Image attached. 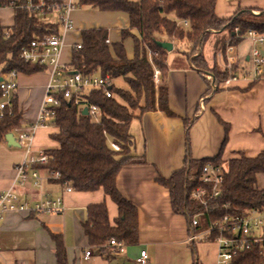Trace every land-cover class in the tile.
Wrapping results in <instances>:
<instances>
[{"label": "trees", "instance_id": "16d2710c", "mask_svg": "<svg viewBox=\"0 0 264 264\" xmlns=\"http://www.w3.org/2000/svg\"><path fill=\"white\" fill-rule=\"evenodd\" d=\"M29 1L37 6L41 2L55 0H0V9L15 11L14 26L10 29L0 27V79L16 72L23 75L40 74L45 67L26 64L20 56L21 51L34 40L55 36L58 24L45 23L43 19L31 14L26 6ZM217 0H77L75 9H93L99 12H121L129 16L131 28L122 33V37L133 38L135 58L127 59L122 43L113 46V54L107 44L108 33L105 30H88L82 34L81 50L73 53L72 66L84 76H109L112 86L108 89L91 90L80 96L81 106L95 105L99 116L83 115L84 109L64 103L53 110L49 127L57 133L51 136L55 149L48 150L50 163L45 167L34 166L36 170L60 174L61 184L75 191L92 193L103 190L118 207L119 217L115 226L109 221L108 207L92 205L86 214L83 225L84 234L91 248L103 253L108 251L111 240L115 239L127 248L138 247L140 242L137 208L127 201L117 189L116 183L123 168L147 166L146 144L137 154L133 126L150 112L175 115L169 110L167 67L168 55L161 49L163 43L174 46L173 53L185 56L195 67L209 88L213 89L229 77V71L223 67L210 68L203 56V49L212 34L227 33L232 46H238L240 38L249 31L264 33V14L252 15L250 12H238L229 20H219L216 16ZM188 27L184 28L183 24ZM238 33L235 30L238 29ZM8 32L9 39L4 33ZM134 32V33H133ZM223 47L225 51L226 43ZM150 58L161 71L160 80L154 82V70ZM225 63V59L221 64ZM209 75L212 79H209ZM123 81L127 86L120 88L117 83ZM106 90L111 98L106 97ZM4 92L0 87V99ZM17 97L11 96V109L0 118V143H6L8 136H14L21 129L22 114L19 111ZM197 119V118H196ZM193 122L184 120L186 127L185 142L187 152L182 171L165 179L156 181L171 195V204L175 215L185 217L195 234L207 230L214 222L229 215H244L252 207L264 210V190L257 189V178L264 175V151L258 158L240 156L237 159L223 160L222 152L212 160H193L191 158L190 132ZM225 128L227 144L229 127ZM109 143L112 145L110 146ZM118 148L119 151L115 149ZM208 164L223 166L228 173V182L222 187L219 197L208 201V208L191 198L192 192L202 187L200 179L203 168ZM210 193L211 189L206 187ZM198 226L193 228V222ZM56 243L57 264H69L64 239L52 236ZM234 264H264L257 252L240 255ZM196 264V263H195Z\"/></svg>", "mask_w": 264, "mask_h": 264}, {"label": "crops", "instance_id": "0c3cea01", "mask_svg": "<svg viewBox=\"0 0 264 264\" xmlns=\"http://www.w3.org/2000/svg\"><path fill=\"white\" fill-rule=\"evenodd\" d=\"M58 1L62 5H68L70 1L77 2ZM216 5L219 20H229L241 11L252 15L264 14V0H217ZM10 11L14 16L8 29L14 26L15 11L0 9L1 25ZM59 16L58 12L52 14L53 24L58 22ZM47 19L48 17L44 19L45 23H49L46 22ZM71 20L74 28L64 38L66 47L61 58V65L69 72L75 71L72 66L73 53L76 46L83 45L82 34L88 30L107 31V44L114 58L113 46L118 43L123 44L129 61L135 58L134 39L122 37V33L131 28L127 14L99 12L89 8L75 9L71 13ZM229 37L227 33H223L212 34L209 38L208 44L212 40H218L212 64L207 60L208 53L203 49V56L210 68L224 66L218 60V54L223 52ZM259 49L264 55V45ZM237 50L239 73L242 70H252L249 61L251 49L240 45ZM173 59H177L176 65L169 68L166 78L169 110L175 117L155 111L146 114L140 123H135L133 129L137 154H140L139 146L145 140L148 165L123 168L116 183L121 195L137 208L139 246L126 247L124 254L111 250L101 254L90 247L83 229L88 208L92 205L107 206L112 226H115L119 217L118 207L103 190L63 193L53 185L46 184L39 191L30 178L24 187H15V193L24 202L35 204L46 198L62 196L66 209L61 215L5 216L0 223V264H57L56 243L52 236L64 239L69 264H134L142 251L148 252L149 264H217L216 244L210 241H190L195 234L193 229H190L185 217L174 214L170 191L157 184L156 179L159 176L168 179L184 168L187 152L184 120H196L190 132L193 160H212L221 152L226 162L237 159L242 154L247 158H258L264 151V74L255 83L240 79L239 83L225 91L213 89L217 90L216 93L209 94L208 85L185 56L170 53L167 63ZM49 81L50 73L46 70L34 75L19 74L15 80L17 89L13 93L19 102L22 122L26 109L34 114L35 119L28 126L34 125L39 118ZM223 125L229 127L225 146L226 133ZM20 132H15V139ZM56 133L52 127L39 130L33 145L34 151L57 148L51 140V136ZM24 160L23 147L9 148L7 143H0V191L11 188L16 179V169L24 164ZM41 173L45 175V172ZM256 186L258 190H264V175L258 176ZM87 251H93L94 256L89 261H84Z\"/></svg>", "mask_w": 264, "mask_h": 264}, {"label": "built area", "instance_id": "2783aa9c", "mask_svg": "<svg viewBox=\"0 0 264 264\" xmlns=\"http://www.w3.org/2000/svg\"><path fill=\"white\" fill-rule=\"evenodd\" d=\"M26 9L31 14L36 15L38 18L46 19L50 14L58 12L60 14L57 24L58 30L55 36L45 37L41 40H34L30 45L23 48L20 56L26 64L45 67V70L50 73V81L47 84L45 97L41 110L38 115V120L31 126L28 132H20L17 134L16 142L25 149L24 164L16 169V179L11 188L0 191V223L4 217L9 214H19L32 216L44 215H61L66 207H64L63 197L55 199H43L35 204L24 202L20 196L15 193V187H24L30 178L33 180L34 187L42 191L46 184H51L60 192L73 193L74 189L68 185H62L60 174L48 173L45 175L41 171L34 169V166L45 167L50 162V157L47 151H34V141L39 130L49 128V119L53 110L59 109L64 103L71 106L82 107L87 111L88 115L93 117L99 116V109L95 105L89 107L81 106L80 96L91 90L108 89L113 84L109 76H84L77 70V74L71 75L61 65L62 52L66 47L65 36L74 28L72 24L71 13L75 10L73 3L70 1L68 5H62L58 0L51 3L41 2L35 6L29 1ZM0 27H3L0 23ZM184 28L188 27L187 23L183 24ZM238 29L235 33H238ZM5 39H9L10 35L5 31ZM240 38L238 46H232V41L226 43L225 51L218 54V60L222 63L225 59L224 66L229 71V77L225 82L221 83L217 88L218 91H225L233 84L239 83L240 79L249 80L255 83L260 80L264 74V55L259 49L264 45V33L260 34L256 31H249L245 37L237 36ZM108 43V42H107ZM240 45L251 49L249 61L252 65V70L240 71V65L237 49ZM82 45L75 47V50H81ZM150 66L154 70V82L158 84L161 71L155 66L150 58ZM19 74L12 72L10 75L3 77V82H0L1 90L4 92L3 97L0 99V118L4 116L7 110L11 109V96L16 91V78ZM106 97L111 98V93L106 90ZM119 151L118 148L115 149ZM223 166L215 164H208L202 170L203 175L200 179L202 187L192 192L191 198L203 207L208 208V201L219 197L222 192L224 183ZM211 189L209 193L207 188ZM198 226V221L193 222V228ZM190 241L201 242L210 241L216 244L218 248L217 264H234L240 255L246 252H257L260 258L264 260V210L260 207H252L244 215H229L225 216L222 220L214 222L210 227L200 232L193 234ZM125 245L113 239L110 241L108 251L111 250L116 253L124 254ZM97 252L103 253L96 249ZM94 256L93 251H87L84 256V261H89ZM134 264H149V255L147 251H142Z\"/></svg>", "mask_w": 264, "mask_h": 264}, {"label": "rangeland", "instance_id": "374dc122", "mask_svg": "<svg viewBox=\"0 0 264 264\" xmlns=\"http://www.w3.org/2000/svg\"><path fill=\"white\" fill-rule=\"evenodd\" d=\"M134 1H137V0H134ZM74 3V2H73ZM75 4V3H74ZM13 16L14 15H12V11H10L9 13H8V15L6 14V16H5V19H3V27H5V28H8V27H10V24H12V22H13ZM43 21H44V19H43ZM46 21V20H45ZM54 21V17H52V14H50L49 16H48V19H47V21L46 22H49L50 24L52 23ZM8 25V26H5V25ZM53 24V23H52ZM218 41V40H217ZM217 41H213L212 40V42L211 43H207L206 45H205V47H204V51H206L208 54H207V60L212 64L213 62H212V59H213V56H214V54H215V52H216V49L218 48V47H216V43H217ZM176 61H177V59H173L170 63H167V67L168 68H173V66H175L176 65ZM209 79L211 80L212 79V76L211 75H209ZM117 85L120 87V88H126L127 86L123 83V81H118V83H117ZM45 97V96H44ZM43 100H44V98H43ZM43 104V103H42ZM42 106V105H41ZM40 110H41V108H40ZM33 113H31V112H29V110L27 111V109H26V111H25V118H24V121L22 122V124H21V129H20V131L21 132H25V131H28L30 128H31V126H28V124H29V122H31V121H33L35 118L33 117ZM33 126V125H32ZM29 127V128H28ZM44 132H46V133H49L48 131H44ZM15 133V132H14ZM47 143V142H46ZM48 145H49V143H48ZM109 145L110 146H112L110 143H109ZM50 146V145H49ZM140 148H141V150H142V148L144 147V144L142 143V145L141 146H139ZM141 153V152H140Z\"/></svg>", "mask_w": 264, "mask_h": 264}, {"label": "water", "instance_id": "95a60500", "mask_svg": "<svg viewBox=\"0 0 264 264\" xmlns=\"http://www.w3.org/2000/svg\"><path fill=\"white\" fill-rule=\"evenodd\" d=\"M160 47H161V49H164L169 53H173V51H174V46L172 44L163 43ZM73 74H77V72H73L71 75H73ZM3 81H4L3 78H1L0 82H3ZM83 115L88 116V113L86 110H84ZM6 143H7L9 148H14V147L18 148L20 146L16 142V139L14 136H8L6 138ZM228 178H229L228 173L226 171H224V183L228 182Z\"/></svg>", "mask_w": 264, "mask_h": 264}]
</instances>
